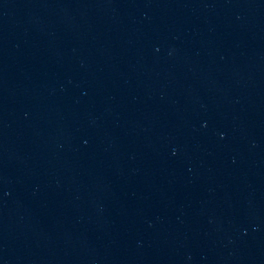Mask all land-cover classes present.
<instances>
[{
	"label": "water",
	"instance_id": "water-1",
	"mask_svg": "<svg viewBox=\"0 0 264 264\" xmlns=\"http://www.w3.org/2000/svg\"><path fill=\"white\" fill-rule=\"evenodd\" d=\"M0 264H264V0H0Z\"/></svg>",
	"mask_w": 264,
	"mask_h": 264
}]
</instances>
